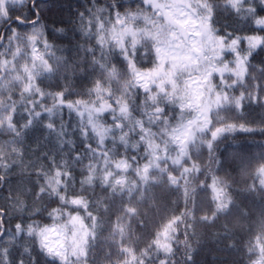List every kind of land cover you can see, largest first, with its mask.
I'll use <instances>...</instances> for the list:
<instances>
[{
	"label": "snow or ice",
	"instance_id": "1",
	"mask_svg": "<svg viewBox=\"0 0 264 264\" xmlns=\"http://www.w3.org/2000/svg\"><path fill=\"white\" fill-rule=\"evenodd\" d=\"M90 3L73 55L49 42V0H0V264H195L222 217L264 264V142H236L264 135L257 0Z\"/></svg>",
	"mask_w": 264,
	"mask_h": 264
},
{
	"label": "trees",
	"instance_id": "2",
	"mask_svg": "<svg viewBox=\"0 0 264 264\" xmlns=\"http://www.w3.org/2000/svg\"><path fill=\"white\" fill-rule=\"evenodd\" d=\"M124 3V8H131L135 10L137 4L130 3V0H122ZM91 3L90 0H49V8L50 11L46 12L45 14V22L48 25V39L49 42L55 44L57 47L61 49H69L71 53L75 55V48L74 46L77 43H83V39L81 38L79 32L76 30V25L74 21L76 19V13L78 11L83 12L85 8L90 7ZM253 7L258 8V16H264V6L259 4V0L257 3L253 5ZM123 10V9H122ZM242 26V25H241ZM52 29H64L63 32H53ZM2 30V29H0ZM250 34V33H244ZM57 55H69L68 51L65 52H57ZM230 58V57H229ZM264 60V52H260L257 56L256 60L253 62L257 65H260V62ZM147 66V65H146ZM51 91H56L58 89L52 88L49 89ZM79 91V89H77ZM69 99H77L78 96H71L68 97ZM264 116V109L255 108L252 112V115L249 117V120L255 118V123H252L250 126L252 127H261L260 125V118ZM68 117L65 115V120L67 121ZM110 123V119H109ZM47 133L43 132L40 129L32 130L28 137L26 138V143L30 145L32 148L36 147V140L39 138L41 143H48L44 140V136ZM0 139H4V137H0ZM54 142V137L50 138ZM231 139V138H230ZM247 141L249 144H252L253 147L250 149L251 154H258L260 149L255 147L254 145L260 142H264V135L259 133L252 135V134H240L236 136V142ZM49 147H52V143L48 144ZM232 151V149H229ZM203 161L207 163V153L205 152ZM19 171V169H17ZM223 175V173H220ZM203 179V177H201ZM16 181H13L15 183ZM249 183L251 181L249 180ZM235 187L243 188L244 184L239 183L235 185ZM96 193L98 197H102L103 193L100 192L99 189H96ZM7 195V193H4ZM174 199V198H173ZM239 202V200H238ZM246 204H251V201H245ZM56 203L49 204L48 210L51 208L56 207ZM183 205H181V208ZM47 212L43 214V216H35L31 219H35L40 221L41 223L51 224L52 221L47 219ZM17 220H13L11 223L14 225ZM26 222H31V220H27ZM225 223L224 218L222 217L217 223L213 226H198L199 237L196 241L193 242V247L197 249V252L193 254V260L195 264H247L248 256L244 250V243L245 241H241L240 236L230 237L229 239L222 238V225ZM155 227L153 222H149L147 227L143 229L145 234L151 233L153 228ZM231 227V225H229ZM137 236L140 235V232L137 231ZM103 237H108V232L103 233ZM147 235L145 236V239ZM229 245H233V247H228ZM129 246H131V242H129ZM105 250H107V246L105 245ZM139 247H144L143 240L139 243ZM113 251V259H117L115 255V249ZM183 256V252H178L176 259L179 261ZM40 264H45V258H40ZM91 264V261L89 262ZM97 264H107V261L103 260V253H101L100 257L97 259ZM182 264V261H181Z\"/></svg>",
	"mask_w": 264,
	"mask_h": 264
}]
</instances>
